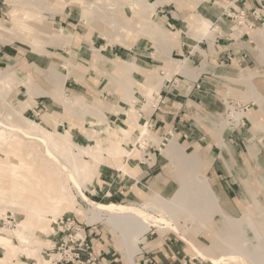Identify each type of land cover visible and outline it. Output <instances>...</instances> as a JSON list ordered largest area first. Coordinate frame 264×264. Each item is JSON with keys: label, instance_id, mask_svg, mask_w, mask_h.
<instances>
[{"label": "bare ground", "instance_id": "1", "mask_svg": "<svg viewBox=\"0 0 264 264\" xmlns=\"http://www.w3.org/2000/svg\"><path fill=\"white\" fill-rule=\"evenodd\" d=\"M164 1L14 0L10 4L21 6L22 13L19 14L18 9L12 10V28L19 30L23 26H27L21 22V19L26 16L23 13H27L28 10L30 11L29 16L33 17L45 10L56 11L59 5L62 7L71 5L81 10L83 22L91 25V28L94 29L100 27L101 29H96L98 34L110 42L117 41L127 45L122 36L131 33L152 38L156 48L160 45L162 47V44L165 43L166 45L163 46L165 50L163 48L164 51L159 50V55L163 54L164 58L166 57L164 60L168 63L167 69L165 68L166 72L163 71L165 74L163 77L156 75L152 70H146V80L141 84L129 78L128 72L122 66L123 71L114 69L110 73L104 72L113 88L123 89L122 98L130 103V110L127 111V122L131 130L137 129L138 139L145 136H150L153 139L155 136L150 134L147 121L140 123L133 117L136 112L134 103L137 102L133 91L135 86L142 90L146 100L144 104H139V108L151 111L153 104H155L153 92L159 89L163 78H170L171 74L179 72L188 74V76L191 75L192 78L196 79L201 72L199 69L198 71L191 70L187 58H170L168 52H170V45L173 40L171 35L173 34L152 18L156 6L161 5ZM177 2L183 3L185 1L177 0ZM128 6L132 9V17H127L125 14L124 9ZM203 21L201 26L192 27L188 24V27L199 29L202 35L209 39L211 30L207 27V21ZM45 27L54 43H56L57 37L64 36L66 40L64 44L57 46L67 48L73 37L70 33H65L62 28L57 29L52 24H45ZM251 45L259 47L260 55L264 58L263 30L252 37ZM98 51L95 49L93 54L92 67L95 64L98 66V60L103 59ZM202 63L204 64V62ZM64 64L67 68L66 74L60 73L53 64H50L43 72L44 79L52 86L51 90L42 88L32 79L31 75L24 77V79L19 78L14 68H5L0 74L2 76L0 78V152L8 158V160H0V178L11 181L10 185L0 184V218L5 216L6 210H10L13 215L15 212H20L23 215V218L17 221L13 228L0 227V264H25L23 260L19 259L21 254L36 258L39 264H50L56 257L58 258V254H51L50 259L43 257L42 246L51 245V240L48 239V242L40 240L36 232L40 231L46 235L55 234V225L63 214V210L75 208L77 202L75 194L86 203L85 212L90 221L101 220L110 227L115 245L126 264H134V257L140 252L139 243L144 241V234L151 229V226L163 230L171 227L178 231L179 220H182L183 230L189 226L193 227L194 230V227L198 229L203 227V222L213 215L222 217L218 227L214 229V238L211 241L217 251L211 245L205 246L203 242L204 246H196L195 244L193 247L192 245L202 260H209L212 264H264V228L256 223L258 217H262L264 222V208L257 200L255 191H252V187L249 185L252 177L251 168L248 165L239 166L231 139L222 136V131L225 129V124H221L223 121L217 127L219 129L217 158L223 163V166L231 159L238 168L239 174L245 175L246 173V178L237 175L241 185L240 192L243 193V198H250L255 207V212L245 209L244 213L240 212L239 214L230 204L223 206L214 191L212 182L209 181L210 179L198 173L199 165L203 161V152L196 147L192 152L186 153L174 135L172 138L170 137L171 139L168 140L163 151L169 160L167 166L172 168L173 173L169 175L174 176L177 181L176 189L168 197L160 195L154 189H151L152 192L146 194L143 200H131L126 204L101 203L87 197L83 189L92 183L106 157L110 159V163L115 168L118 167L119 170L128 172V166L119 163L117 158L130 155V151L125 147L126 143L124 142L130 137L131 130H126V127L117 121L112 123L107 121L102 111V105H100L101 103L98 104L97 100L95 103H86L80 97L67 94L64 89V81L69 74L77 71V65L69 60H66ZM129 67L137 68L133 62L129 64ZM103 70L105 71V69ZM35 71L41 72L40 68L36 66ZM151 77L156 78V84L150 83ZM250 78L251 75L248 74L240 73L239 75L238 79L246 82L247 85L242 96L257 103L258 111L264 115V96L253 82H248V80L251 81ZM13 85L23 86L27 96L19 101H7L6 95ZM3 89L6 91L5 95L2 93ZM37 94L50 95L59 100L63 106L62 112L54 111L51 113V111V114L47 113L42 116L43 120L53 126L52 130L24 115V111H27V107L31 104L30 99ZM106 106L109 108V105ZM117 111L119 108H114V112L117 113ZM244 115L257 122L258 130L256 132H261L264 135V123L255 121L251 114L243 110L234 112V127L238 126V119ZM74 117L81 120L88 118L89 120L87 127L83 126L81 122H74L81 129V133L76 137L72 138L66 129L63 132L56 129L59 122L62 120L73 122ZM95 124H98L100 129H96ZM214 127L216 128V126ZM100 131L106 133L104 144L99 139ZM85 140L86 142L90 141V143H82ZM153 140L156 142L155 139ZM8 143L16 145L20 152L10 149ZM258 143L260 142L251 139L247 141L248 157L246 156V161L254 158L257 160L254 168L260 167L261 172L257 173L256 182L264 192V153L262 151L264 145L260 143L259 150L255 145ZM135 149L139 153L136 146ZM260 155H262V160L258 162ZM107 192L110 191H105V193ZM14 253L16 255H13Z\"/></svg>", "mask_w": 264, "mask_h": 264}, {"label": "rangeland", "instance_id": "2", "mask_svg": "<svg viewBox=\"0 0 264 264\" xmlns=\"http://www.w3.org/2000/svg\"><path fill=\"white\" fill-rule=\"evenodd\" d=\"M11 1L14 0H0V26H2V28H0V48H2V51L7 57L5 59L6 62L0 66V74L5 68H14L16 75L18 74L17 76L19 78L24 79V77L26 78L27 76L31 75L32 79L42 88L51 90L52 86L46 81V79H44L43 72L50 66V64H53L60 73L66 74L67 68L64 63L66 60H69L77 65V71L75 73L69 74L64 81L65 92L67 94H72L76 97L84 99L86 103H95L97 100L96 102H98V104L101 103L100 105H102V111L107 121L111 123L117 121V123L126 127V130L130 131L131 127L127 122V111L130 110V103L126 102L122 98L123 89H118L115 87L113 88L108 81V77L105 74L111 72L110 63L112 62L110 60L112 59L102 49V44L104 43L116 45L119 44L124 46L126 45L120 44L117 41L110 42L103 36H100V34L97 32L98 30H96L100 27L94 29L91 28V25H87L85 22H83L81 10L71 5H67L66 7L59 5L60 9L58 8L56 11L45 10L33 17L29 16V10L27 13L23 11V14L26 16L22 17L21 22L27 26H23L19 30L13 29V20L11 18L13 13L12 10L18 9V13L20 14L22 13V7L18 4H10ZM183 1H187L188 3L186 4L189 5L193 4L189 2L193 0ZM212 3L214 4L215 8L218 7V10L223 11L226 16L224 15L219 18L218 23H211L209 20L207 21V27L211 30L209 39L205 38L201 33V36L208 41L209 49H200L198 53L201 63L198 65V61H196L192 66L190 65L189 68L195 71H198V69L201 70V73H203L202 76L200 78L197 76L195 79L192 78L191 75H189V77L188 74L175 72L191 80H197V82H194L197 92H195L192 96H188L189 99H187L186 103L182 102V106L178 105L173 108V110L177 111L180 109V112L177 113L176 119H174V123H176L174 127H171V122H173V119L170 118V123H167L168 126H166V128H159L163 124L157 123L154 125L153 122L149 121V115L153 111L159 112L157 109L158 107L161 111H166L171 105V102L175 100L173 97L169 99V93L163 91L161 92V89H165V85L169 84L168 82L165 83L164 81L171 79L175 73L171 74L170 78H163L159 89L153 92L155 104H153L151 111H146L142 110V108H139V104H144L146 100L142 94V90L140 89V91L139 88L135 86L133 91L134 96L137 98V102L134 103V108L138 113L135 112V116L133 117L137 122L140 123L147 121V128L148 130L150 129V134L155 136L153 139H155L156 142L150 136H145L147 139L145 137L142 138L143 140L138 139L137 129L133 128L131 130V135L128 138L129 141L127 139L124 142L126 143L125 147L130 151V155L117 158L119 163H124L128 166L129 173L123 171L122 169L119 170L118 167L115 168V166L110 163V159L106 157L104 162L100 165L92 183L88 185L86 189H83L85 195L91 200L101 203L114 202L126 204L131 200H143L146 194L152 192L151 189L156 190L164 197H168L173 192V190L176 189L177 181L174 176H170L173 173L172 168L167 166L169 160L164 155L163 151L168 140L173 137L172 135H174L178 144L184 149L186 153L192 152L196 147H198V149L200 148L199 150L203 152V161L199 165L198 173L207 176L212 184L215 183L214 186L224 187L225 185H228L231 187L233 185L234 191H236V195H233V197L235 196L238 198V200H235L237 205V213L240 214V212L245 211V209L255 212V207L251 203L250 198H243V193L241 194L240 192L241 185L239 183L240 180L238 176L246 178V173L245 175L243 173L239 174L238 168L234 165L231 159H229L227 164L225 163L223 166V163H221L219 158H217V154L219 153V147L217 145L219 129L217 127H219L221 124H225V129L222 131V136L223 138L231 139L236 151L235 158L238 161L239 166L245 167V165H248L251 168L252 177L249 181V185L252 187V191H255L257 200L263 205L264 208V192L260 189L256 182V179L258 178L257 173L261 172V168H254V165L257 163L255 158L249 159L248 162L246 161L248 157L247 141L251 139L264 145V135H262L261 132H256L258 130V123L248 118L247 115H244L238 119V129L237 127H234L235 120L233 119L235 111L243 110L244 112L251 114L252 117L255 118V121L257 120L258 122L261 121L264 123V115L258 111V104L250 98L242 96V94L247 89L246 82L238 79L240 73H243L244 75H251V81L248 80V82H253L258 91H260V93H262L264 96V58L260 55V48L257 46L253 47L251 45L252 37L259 34L261 30L264 31V13L260 10L258 4L257 6H254L253 9H255L256 12L254 17H250L249 19L250 22L254 24L252 27L248 28L247 26H241L237 24L238 19L235 18V14L233 12V9L238 7L235 2H232L231 0H217L216 2ZM124 10L127 17H132L131 15H133V12L129 6L125 7ZM156 20L159 25H162L158 19ZM230 20L232 21V25L229 22ZM222 22L228 26V29L219 28V24ZM45 24H52L57 29L62 28L65 33H70L73 36L67 48L57 46L64 44L66 41L64 36L57 37L55 40L56 43L50 39V33L47 32ZM189 24L194 27L193 24ZM217 35L223 37L226 36L228 38H223L222 41L220 40L219 43L223 45L221 48L214 46V40ZM230 37L232 38L230 39ZM122 38H124V41L127 42L128 46L135 42H140L144 45L149 43L152 46H155L152 38H148L140 34L130 33L126 34L124 37L122 36ZM171 38L173 39L172 44H174L173 42H176L179 39L178 34L171 35ZM94 42H96V45ZM164 45L166 44H162V47L160 45L158 49L155 50L156 53L154 52V54H152L153 57H161L160 59L163 60L166 58H164L163 54L159 55V50H165V48H163ZM162 48L164 50H162ZM95 49H97V51L99 50L98 52L101 53L103 59L101 58L102 60H98V66L95 64L92 67L91 61L94 59L93 54L95 53ZM192 52L198 55L195 50ZM170 58L182 59L187 58V56L182 57L179 55H173L170 56ZM30 60H36V63H41L42 67L31 63ZM202 62H204V64ZM167 65L168 63L165 61L161 66L155 67L153 69L141 70V72H139L140 74H138L141 79H137L133 75L135 73L134 71L132 72V76L136 80L144 82L146 80L145 71L152 70L156 75L163 77L165 75L163 74V71L164 73L166 72ZM35 66L40 68L41 72L35 71ZM103 69H105V71ZM117 69L122 70L119 66ZM137 70L139 69H136L135 71ZM100 72L103 73L101 74ZM104 72L106 73L104 74ZM1 77L2 76H0V78ZM180 79L177 75V78L175 77L170 82V85L173 82H175L173 85H180ZM191 80L189 81L190 86H192L193 83ZM149 81L152 84L157 83V80L154 77H151ZM190 86L182 89L181 93H186ZM25 92L26 90L23 86L13 85L12 89L6 95V100L11 102L19 101L27 96ZM158 92L161 94V97H159ZM2 93L3 95L6 94L5 89H3ZM30 102L31 104L29 107H27V111H24V115L27 118L39 123L43 127L52 130L53 126L43 120L42 116H44V114L50 113L51 111V113L54 111L62 112L63 106L61 105L60 101L56 100L50 95L37 94L34 95L32 99H30ZM106 105H109V108ZM114 108H119V111H117V113L114 112ZM88 121V118L81 120L78 117H74L73 122L71 120H62V122H59L58 125H56V129L60 132H63L65 129L68 130L73 138L81 133V129H79V127L74 122H81L83 126L87 127ZM166 121L168 120L166 119ZM94 126L97 127L96 129H100L98 124H95ZM214 126H216V128ZM105 137L106 133L104 131H100L99 139L102 144H104ZM82 143H90V141L86 142L85 140ZM260 143L255 144L256 148L259 150L261 147ZM8 144L10 149L20 152L16 145L13 143ZM135 146L140 154L136 151ZM143 150H146L147 153L144 154ZM262 151L264 153V148H262ZM142 154L144 155V159H146L145 162L147 163L148 167H150L148 168V172L140 169L141 164H139V161L142 159ZM149 155H152V159L147 160ZM155 155L157 156V162L156 164L152 165L154 163L152 160L154 161ZM1 159L8 160V158L5 155H2L0 152V160ZM261 160L262 155L258 157V162H261ZM20 168L22 169V167ZM111 168L114 169L116 174L115 177L112 178L111 172L106 171V169ZM125 181L128 183H125ZM129 183L130 186H127ZM0 184L10 185L11 181L9 179L0 178ZM121 186H126L128 191L123 194H119L118 192V194H116L118 196H113L111 189H121ZM105 191L110 192L105 193ZM73 192H75V190ZM75 196L77 200L76 205L74 206L75 208L63 210V214H61L60 219L55 225L56 231L55 234L53 233L54 235H46L40 231L36 232L40 240L47 242L48 239L51 240V245L42 246L41 253L43 257L50 259L51 254L55 253L60 257L56 248L53 249L55 238L57 237L56 232L60 228V221L66 217H75L79 221H82L88 225L86 229H90L92 232L90 237L94 239L97 255H99V249H102V254L97 258L99 264H126L115 245L113 232L110 227L101 220L90 221L89 216L85 212V208L87 207L86 203L82 201L78 195L75 194ZM217 196L221 203L227 202V200L223 199V193H217ZM222 205L226 206L227 204ZM238 209L240 210L238 211ZM5 212L6 214L12 213L10 210H6ZM14 216L16 218V224L17 221H20L23 218V215L20 212H15ZM221 218V216L213 215L203 222V227L199 229L194 227V230L193 227L190 226L183 230V226L181 225L182 220H179L180 225L178 231L172 229L171 227L164 228L165 230H163L151 226V229H149L144 234V241L139 243L140 252L135 255L134 264H162V259L156 257V261L153 259V256H157L159 253H162V255L165 257V251L168 249H171V251L175 253L174 258L177 261L180 259L182 262H184L185 256L187 264H212V262L209 260H202L197 255L193 247L195 244L196 246H204V243L205 246L211 245V247L217 251L215 246L212 245L211 241L214 238V229L218 227L219 220ZM256 223H258L260 227L264 228L262 217H258ZM0 227H4V225L0 223ZM13 255L16 254L14 253ZM19 259L23 260L25 264H39L38 260L32 256L21 254ZM165 259L167 258L165 257Z\"/></svg>", "mask_w": 264, "mask_h": 264}, {"label": "crops", "instance_id": "3", "mask_svg": "<svg viewBox=\"0 0 264 264\" xmlns=\"http://www.w3.org/2000/svg\"><path fill=\"white\" fill-rule=\"evenodd\" d=\"M149 1L153 2L155 0H149ZM216 1L217 0H199L197 2L189 1L190 3H193V4L189 5V4H186L187 1H185L184 3H178L177 0H165L164 3H161V5L158 4L156 6L155 12L153 13L152 18L158 19L161 22V24L164 26V28H166L171 34L172 33L174 35L178 34V38H179L178 41L173 42L174 44L171 43V45H170V52H168V54L170 53V56H173V55H179L182 57L187 56L189 66L190 65L192 66L196 61H198V65L201 63V59L199 57L198 52L200 49H204V50L209 49L208 41L205 38L201 37V31H199V29H195V28L192 29V28L188 27V24L191 23L194 26L198 27V26H201L203 24V22H204L203 20H206V21L209 20L211 23H213V22L218 23L219 18L224 16L225 13H223V11L218 10V7L215 8V6L212 2H216ZM231 1L235 2L237 6H239L240 8L241 7L244 8V10H246V11H250L251 9L254 8V6H257V4H258V0H231ZM182 5H184L185 7ZM229 22L232 25V21L230 20ZM219 28H221V29L227 28L228 29V26L224 22H222L219 24ZM229 30H230V27H229ZM198 37H201V38H199L200 40L197 39ZM223 38L228 39L226 36L223 37V36L217 35L215 37V40H214V46L221 48V46H223V45H221L219 42H220V40L222 41ZM231 38L232 37H230V39ZM231 43H229V44H231ZM94 44L96 45V42H94ZM102 46H103L102 49L112 59V60H110L112 62V63H110L111 72L114 69H117L118 66L121 69L123 67L125 69V71L128 72L129 78H131L135 81H138V80H136L132 76L133 71L135 72L133 75L137 79H141V77L138 75V74H140L139 72H141V70L153 69L155 67L161 66L163 64V62H165V60H163V59L153 57L152 54H154V52L156 53L155 50H157L158 48H156V46H152L149 43L144 45V44H141L140 42H135V43H132L130 46H128V44L126 46H124V45H119V44L116 45V44L104 43V44H102ZM191 50L192 51L195 50L198 53V55L193 53ZM168 54H166V55L168 56ZM221 55H222V53H221ZM6 58H7L6 54L2 51V48H0V66H2L3 63L6 62L5 61ZM248 59H249V56H248ZM30 62L34 63L37 66L42 65L41 63L37 64L36 60H34V61L30 60ZM131 62H133L137 66V68H135V69L130 68L129 64ZM128 68H130V69H128ZM136 69H139V70L135 71ZM202 74L203 73L200 72V74L198 75V78H200L202 76ZM177 75H178L179 79L181 78L180 79L181 84L180 85H178V84L173 85L175 83V82H173L170 85V82L175 77L177 78ZM190 80L191 79H189L187 77H184L182 75H179L178 73H175L171 79L164 81L165 83L168 82L169 84L165 85L166 88L161 89V92L163 91V92L169 93L170 94L169 99H171V97H173L175 100L173 102H171V105L168 107V109L166 111H161L159 109V107L157 108L159 110V112L153 111L149 115V121L150 122H153L154 125L157 123H162L163 125L160 126L159 128H162V127L166 128V126H168L167 123H170V118H171V119H173V122H171V127H174L176 125V123H174V119H176L177 113L180 112V109H179V111H177V110H173V108H175L178 105L182 106L183 105L182 102L186 103L187 99H189L188 96H192L195 92H197V89L195 88V83H194V82H197V80H191L194 83V84L192 83V86H190V82H189ZM138 82L143 84V82H140V81H138ZM188 86H190V87L187 90V92L181 93V90L185 89ZM157 109H155V110H157ZM166 119L168 121H166ZM149 148H152V147H149ZM143 151H144V154L147 153L146 150H143ZM154 158H155L154 161H152L154 163L152 165L156 164V162H157V156L156 155ZM143 159H144V155L142 156V159H140V161H139V164H141L140 169L141 170L143 169V171L148 172V168H150V167H148L147 163L145 162L146 159H144V160ZM150 159H152V155H149V158L147 160H150ZM106 171L111 172V178L115 177L116 174L114 172V169H112V168L106 169ZM125 183H128V182L125 181ZM214 184H213V188H214L215 193L216 194L217 193H221V194L223 193V197H224L223 199L227 200V202L222 203V204H231L233 206V209L237 212V210H236L237 205H236L235 200L236 199L238 200V198H236L235 196L233 197V195H236L235 194L236 191H234L233 185L231 187L228 185H225L224 187H221V186L217 187V186H214ZM127 186H130V183ZM236 190H237V188H236ZM111 191L113 192V196H118V195H116V194H118V192H119V194H123V193L128 191V188L126 186H123V187L121 186V189L113 188V189H111ZM239 210L240 209H238V211ZM86 228H85V231L87 232L86 233L87 241L89 243H91V247H92L93 252H94L93 255H95L98 258V256H100L102 254V251H101L102 249H99V251H98L99 255H97L96 250H95L94 239H92L90 237L92 232L90 231V229H86ZM58 240H59V237H56L53 249L56 248V244L58 243ZM165 253H166L165 257L167 259H165V257L162 255V253H159V255H157V256H153V259L156 260V257H159V259H162V264H183V263L187 264V260H186L185 256H184L185 260H184V262H182L180 259H178V261H177L174 258L175 253L173 251H171V249H168L167 251H165ZM80 259L83 262L82 264H90V263L86 262V260L88 259L87 253L81 252ZM30 264H34V263H30ZM157 264H160V263H157Z\"/></svg>", "mask_w": 264, "mask_h": 264}, {"label": "built area", "instance_id": "4", "mask_svg": "<svg viewBox=\"0 0 264 264\" xmlns=\"http://www.w3.org/2000/svg\"><path fill=\"white\" fill-rule=\"evenodd\" d=\"M258 6L264 13V0H258ZM233 10L235 18L238 19V25L247 26L248 28L253 26L249 19L250 17H254L255 9L246 11L244 8L238 6ZM158 94L161 97L159 92ZM0 223L11 228L15 226L16 218L12 213H7L0 219ZM86 227H88L87 224L79 221L75 217H66L60 221V228L56 232L57 237H59L56 250L60 257L51 264H82L83 262L80 259L81 252L87 253L88 259L86 262L99 264L97 257L93 255L94 252L91 243L87 241Z\"/></svg>", "mask_w": 264, "mask_h": 264}]
</instances>
